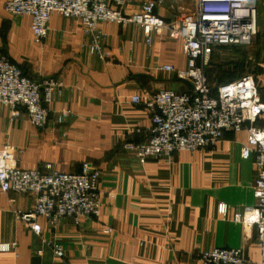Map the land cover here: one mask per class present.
I'll return each mask as SVG.
<instances>
[{
    "label": "crops",
    "instance_id": "1",
    "mask_svg": "<svg viewBox=\"0 0 264 264\" xmlns=\"http://www.w3.org/2000/svg\"><path fill=\"white\" fill-rule=\"evenodd\" d=\"M6 1L0 0V52L33 79L54 77L64 87L54 96L44 128L35 127L24 109L13 119L11 109L0 105V141L22 151L17 163L23 168L46 172L52 164L79 172L85 162L96 166L102 208L100 217L79 224L68 216L56 224L40 217L42 232L37 234L15 213L32 210L35 197L0 190V242H16L11 251H0V264H202V252L220 246H241L250 264H256L261 257L256 229L233 221L236 211L255 204V159L241 154L246 130L226 132L215 146L180 151L170 160H141L123 146L127 140L144 141L152 125L150 111L133 103V95L190 89L188 82L160 68L186 67L182 42L163 31L153 33L148 44L136 24L102 23L109 56L101 59L89 51V37L78 19L54 13L39 43L31 17L7 12ZM194 8L195 0H167L157 13L172 21ZM256 36L259 48L264 0H259ZM225 51L216 47L212 61L230 58ZM228 77L223 73L221 79ZM61 109L71 112L57 123ZM256 124L264 128V119ZM138 128L141 133L135 132ZM220 203L228 207L224 216ZM105 227L112 231L105 233ZM54 243L62 245L63 257L55 254Z\"/></svg>",
    "mask_w": 264,
    "mask_h": 264
},
{
    "label": "built area",
    "instance_id": "2",
    "mask_svg": "<svg viewBox=\"0 0 264 264\" xmlns=\"http://www.w3.org/2000/svg\"><path fill=\"white\" fill-rule=\"evenodd\" d=\"M167 0H7L4 8L14 15L31 17L35 41L42 42L50 31L54 13L78 19L89 37L88 48L101 59L109 56L104 47L102 23L141 27L146 42H153V33L167 31L170 38L180 40L187 56V65L177 68L164 64L160 68L188 82L190 89L180 91L163 88L148 97L133 95V103H142L151 113L152 125L144 141H125L123 146L141 160L149 157L172 159L177 152L195 151L215 146L226 132L247 131L242 157H253L257 175L253 185L255 204L236 211L233 221L246 228H255L264 264V128L256 123L264 114V99L253 74L213 86L206 67L215 48L223 45H248L258 32L259 0H195V8L180 19L168 21L157 13ZM136 10L128 12L127 8ZM64 83L57 78L39 81L30 77L11 57L0 52V105L11 109L13 119L26 111L31 123L44 128L49 121L50 105L55 94L62 93ZM70 109L57 111L62 123ZM141 133L142 129H135ZM22 151L0 141V190L29 194L35 197L30 211L16 209L17 217L35 233L41 234L40 217L56 224L62 217H72L76 224L85 218L101 215V172L89 162L79 172L57 170L47 164V171L23 168L17 161ZM12 202L15 199H11ZM218 211L226 215V203ZM105 233L111 227L103 229ZM16 242H0V251L8 252ZM59 257L64 256L60 243L53 244ZM202 264H250L244 248L220 246L202 252Z\"/></svg>",
    "mask_w": 264,
    "mask_h": 264
},
{
    "label": "rangeland",
    "instance_id": "3",
    "mask_svg": "<svg viewBox=\"0 0 264 264\" xmlns=\"http://www.w3.org/2000/svg\"><path fill=\"white\" fill-rule=\"evenodd\" d=\"M256 38L257 36H255L252 43L248 45L219 46L220 48L222 47L224 50H226L225 52H228L226 54H229L230 58H224L223 60L216 59L215 62L211 61L208 74L211 77L210 80L213 85L216 86L220 84L221 81L219 80V78L222 77L223 73L231 77H228V79L222 81H229L233 77L237 78L245 74H253L257 78V81L260 86L261 95L264 98V40L261 41V46L258 48L255 45L256 42H258ZM259 51H261L260 54ZM221 62H227L228 64H222ZM263 119L264 114L258 119L257 122H260Z\"/></svg>",
    "mask_w": 264,
    "mask_h": 264
},
{
    "label": "trees",
    "instance_id": "4",
    "mask_svg": "<svg viewBox=\"0 0 264 264\" xmlns=\"http://www.w3.org/2000/svg\"><path fill=\"white\" fill-rule=\"evenodd\" d=\"M232 46H236V45H232ZM212 56H213V54H212ZM212 56H211V59H210V62H209V64L207 65V67H206V73H207V76H208V79H209V81H210V83H211V77H210V75L208 74V71H209V66L211 65V61H212ZM213 75V74H212ZM242 76V75H241ZM241 76H239V77H241ZM216 77V76H215ZM239 77H237V78H239ZM237 78H232L231 80H234V79H237ZM219 80L221 81L220 82V84H222V83H225V82H228V81H222V79L221 78H219ZM231 80H229V81H231ZM212 84V83H211ZM213 85V84H212ZM219 85V84H218ZM215 86V85H214ZM217 86V85H216Z\"/></svg>",
    "mask_w": 264,
    "mask_h": 264
}]
</instances>
